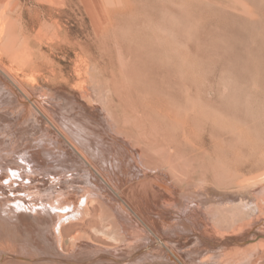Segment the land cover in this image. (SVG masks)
Wrapping results in <instances>:
<instances>
[{"label": "rangeland", "instance_id": "rangeland-1", "mask_svg": "<svg viewBox=\"0 0 264 264\" xmlns=\"http://www.w3.org/2000/svg\"><path fill=\"white\" fill-rule=\"evenodd\" d=\"M1 1L4 67L24 80L22 98L45 123L20 125L6 98L0 148L66 170L86 161L88 182L101 186L62 247L39 232L13 235L29 264H264V193L259 205L249 194L264 191V0ZM239 190L250 205L228 203ZM137 243L146 247L135 253Z\"/></svg>", "mask_w": 264, "mask_h": 264}, {"label": "bare ground", "instance_id": "bare-ground-1", "mask_svg": "<svg viewBox=\"0 0 264 264\" xmlns=\"http://www.w3.org/2000/svg\"><path fill=\"white\" fill-rule=\"evenodd\" d=\"M21 6V5H20ZM44 7V6H43ZM18 9V8H17ZM42 9V8H41ZM100 9V8H99ZM24 10V9H23ZM44 14L45 15H49V16H53L55 13V9L52 6L49 7H45L43 9ZM9 14V13H8ZM31 16L34 17V13L30 12ZM13 15V13L11 14V16ZM19 15V14H18ZM23 15V13H22ZM7 17V22L11 21L13 19V17ZM26 23V22H25ZM23 26V25H22ZM26 26V27H25ZM25 26H23L26 31L27 34L28 32H34L35 31V27L31 26L30 24H26ZM15 27V26H14ZM22 27V28H23ZM16 28V27H15ZM14 28V29H15ZM21 32V31H20ZM17 33V32H16ZM21 34V33H20ZM23 34V33H22ZM33 34V33H32ZM107 34V33H106ZM30 35V33H29ZM22 36V35H21ZM13 42V41H12ZM11 42V43H12ZM17 44V43H16ZM9 45V43H8ZM15 45V44H14ZM23 45V44H21ZM24 46V45H23ZM26 47V46H25ZM13 48V47H12ZM28 49V48H26ZM29 54L31 52L30 48L28 50ZM35 52V51H34ZM26 53V52H25ZM23 53V54H25ZM4 55V2L0 0V104L5 103L6 101L5 99L8 98L10 100V104L8 103L7 108L9 111V115H17L22 122H27L28 120H33L35 123H41L44 120L42 118L39 117V115L36 114V111L34 110V108L29 105V103L25 102L22 98V95L19 91V89H23L24 91H26L25 89L28 90L27 87H25V82H23L24 80L21 77H18L16 75H14L11 70H7V68L4 67V59L3 56ZM23 56V55H22ZM25 56V55H24ZM23 59V57H22ZM43 60V59H42ZM25 61V60H24ZM25 63V62H24ZM33 63V61H32ZM35 63V62H34ZM33 63V64H34ZM40 64V63H39ZM42 64V63H41ZM44 65V64H43ZM8 67V66H7ZM9 68V67H8ZM25 69V68H24ZM34 70V69H32ZM31 70V71H32ZM20 71V70H18ZM89 71V70H88ZM15 72V71H14ZM86 72V71H85ZM38 73V72H37ZM89 73V72H88ZM37 75V74H36ZM93 76V75H92ZM43 78V77H42ZM52 78V77H51ZM29 82V81H28ZM85 82V81H84ZM87 82V81H86ZM31 83V82H30ZM29 84V83H27ZM95 85V83H94ZM28 86V85H27ZM84 86V85H83ZM97 87V86H96ZM43 88V87H42ZM84 88V87H83ZM86 88V87H85ZM84 88V89H85ZM99 88V87H98ZM88 89V88H87ZM86 90V89H85ZM97 89H93V92L89 91V93L91 94L92 99H99L98 97V92L96 91ZM5 91V92H4ZM29 91V90H28ZM35 91V89H34ZM37 91V90H36ZM42 91V90H41ZM40 91V92H41ZM46 92V91H45ZM101 92V91H100ZM56 93V92H55ZM30 94H33L32 92H30ZM43 94V92H42ZM62 94V93H61ZM79 94V92H78ZM89 94V95H90ZM29 95V94H28ZM38 95V94H37ZM82 95V94H81ZM46 97V95H44ZM77 96V95H76ZM43 97V95H42ZM40 98L42 100L41 103H43L45 100H43L44 98ZM48 97V95H47ZM58 97V96H57ZM80 97V96H79ZM37 98V97H36ZM39 98V97H38ZM50 99H52L51 101L53 102L54 98H50V95L48 97V100L50 101ZM74 99V97H73ZM76 99V98H75ZM74 99V100H75ZM103 99V98H102ZM39 100V99H38ZM40 100V101H41ZM62 100V99H61ZM81 100V99H80ZM100 100V99H99ZM47 101V99H46ZM97 101V100H96ZM35 102V101H33ZM57 102V101H55ZM63 102V101H62ZM82 102V101H81ZM43 104H47L46 102ZM78 104V103H77ZM76 104V105H77ZM104 105V104H103ZM0 106H3L0 105ZM49 106V105H47ZM51 107L55 105H50ZM49 106V107H50ZM97 106V105H96ZM44 107V105H43ZM42 107V109H43ZM46 107V105H45ZM47 107V110L48 108ZM77 107H79L81 110L83 108H85V105L82 104H78ZM99 107V106H98ZM97 107V108H98ZM6 108V109H7ZM66 108V107H65ZM75 108V107H74ZM101 108V107H99ZM98 108V109H99ZM104 108L106 109V111H108V107L104 105ZM46 110V108H44ZM51 109V108H50ZM88 109V107L85 108V110ZM166 109V108H165ZM54 110V109H53ZM58 110V109H57ZM76 110V109H75ZM50 111V110H49ZM66 111V110H65ZM64 111V112H65ZM45 112V111H44ZM55 112V111H54ZM60 112V111H59ZM58 112V113H59ZM77 112V111H76ZM109 112V111H108ZM107 112V113H108ZM61 113V112H60ZM72 113V112H71ZM84 113V112H83ZM51 114V113H50ZM88 113L86 112L85 115H87ZM106 115V114H105ZM68 116V115H67ZM70 116V115H69ZM98 116V115H97ZM71 117V116H70ZM88 118V115L86 116ZM96 117V116H95ZM4 118V117H3ZM217 118V117H216ZM17 119V118H16ZM52 119V118H51ZM58 119V118H57ZM96 119V118H95ZM5 120V119H4ZM87 120V119H86ZM100 121V120H99ZM0 122H1V117H0ZM86 122V121H85ZM10 123V122H9ZM19 123V122H18ZM24 123V124H25ZM45 123V121H44ZM106 123V122H105ZM223 123V122H222ZM8 124V123H6ZM42 124V123H41ZM60 124V123H59ZM71 124V123H69ZM74 124V123H73ZM239 124V123H238ZM5 125V124H4ZM20 125H23L20 124ZM26 125V124H25ZM31 125V124H30ZM33 125V124H32ZM44 125V124H43ZM42 125V127H43ZM49 125V124H47ZM156 125V124H155ZM237 125V124H236ZM3 126V123H0V127ZM28 126V125H26ZM25 126V128H26ZM35 126V125H34ZM37 126V125H36ZM56 126V124H55ZM59 126V125H58ZM57 126V127H58ZM109 126H111L109 124ZM108 126V127H109ZM225 126V125H224ZM17 127V126H16ZM41 127V126H40ZM69 127V126H68ZM74 128V126H72ZM72 127H69L72 129ZM112 127V126H111ZM3 128V127H2ZM0 128V130L2 129ZM23 126L20 128L22 130ZM30 128V127H29ZM48 128V127H47ZM244 128V127H243ZM5 129V128H4ZM8 129V128H7ZM6 129V130H7ZM46 129V128H45ZM60 129V128H59ZM64 129V128H63ZM75 129H77L75 127ZM247 129V128H246ZM24 130V129H23ZM22 130V131H23ZM65 130V129H64ZM74 130V129H73ZM154 130V129H153ZM2 131V130H1ZM4 131V130H3ZM27 131V130H26ZM53 131V130H52ZM106 131V130H105ZM6 132V131H5ZM47 132V131H45ZM50 133V128L49 131ZM80 132V131H79ZM15 133V132H14ZM5 134V133H4ZM65 134V133H64ZM93 134V133H92ZM1 135V134H0ZM7 135V134H6ZM9 135H14V134H9ZM20 135L22 136V134L20 133ZM24 135V134H23ZM30 135V134H29ZM154 135V134H153ZM16 136V135H14ZM44 136V135H43ZM68 136V135H67ZM94 136V135H93ZM92 136V137H93ZM5 137V136H4ZM17 137V136H16ZM19 137V136H18ZM24 137V136H23ZM53 135L50 136V138L52 139ZM70 137V136H69ZM97 137V136H96ZM96 137H94L96 139ZM237 137V136H236ZM11 140L13 139L12 137H10ZM15 138V137H14ZM55 138V137H54ZM67 138V137H66ZM72 138V137H70ZM2 139V138H1ZM23 139V138H22ZM57 139V138H55ZM84 139V138H83ZM250 139V138H249ZM10 140V142H11ZM14 140V139H13ZM24 140V139H23ZM69 140V139H68ZM252 140V139H251ZM15 141V140H14ZM61 140H59L60 142ZM70 141V140H69ZM97 141H98V137H97ZM123 141V140H122ZM73 142V141H72ZM5 143V142H4ZM2 143V146H5V144ZM19 143V142H18ZM15 143L14 147L16 146ZM99 143V141L97 142ZM120 143V142H119ZM1 144V143H0ZM20 144V143H19ZM100 144V143H99ZM11 145V144H10ZM9 145V146H10ZM22 145V144H21ZM96 145V144H95ZM101 145V144H100ZM103 145V144H102ZM1 146V145H0ZM8 146V144L6 145V147ZM20 146V145H18ZM17 146V147H18ZM5 147V148H6ZM23 147V146H22ZM45 147V146H44ZM76 147V146H75ZM99 147V146H98ZM97 147V148H98ZM104 147V146H103ZM4 148V147H3ZM8 148V147H7ZM6 148V150H7ZM10 148H13V146L11 145ZM24 148V147H23ZM31 148V147H30ZM96 148V153L98 152V150ZM2 148H0V229H2L0 231V264H25L27 260V256L29 255H24L22 252L18 251L16 246L18 245V243L16 244L15 241V237L13 236L15 233H21L23 231H27V232H39L40 234L42 233V235L45 237L46 240H44V242H48V244L54 242L53 244L55 246L57 245V241L58 244L61 245L63 244V232L65 231V227L69 225L71 223H74L80 219L83 218L84 214H86L89 211V207H90V203L92 201V197L93 195H100L101 194V186L98 185L97 183H90L87 180L86 177V173H89L90 176L92 175V170L90 167L86 168L88 166V164H86L85 162H82V164H77L76 168L71 170L68 169L66 170L65 167L61 166V162L60 165L54 164H46L44 162H42L40 159L42 158L41 156H36L34 154H26L25 151L20 150V152L18 151V154L16 153L18 149L14 150L15 152L10 151V149H8L9 151H1ZM95 148H93L94 150ZM104 149V148H103ZM127 149V148H126ZM262 149V148H261ZM13 150V149H12ZM32 151V150H31ZM262 151V150H261ZM24 152V153H23ZM68 152V151H67ZM84 152V151H83ZM134 152V151H133ZM17 155H16V154ZM33 153V151H32ZM37 153V152H36ZM76 153V152H75ZM82 153V152H81ZM100 153V152H99ZM134 153H136L137 156L139 155V151H135ZM51 154V152H50ZM70 154V152H69ZM45 155V154H44ZM83 155V154H82ZM102 155V154H101ZM70 156V155H68ZM115 156H117L115 154ZM51 157V156H49ZM77 157V154H76ZM86 157V155H85ZM262 157V156H261ZM53 158V157H52ZM71 158V157H70ZM117 158V157H116ZM133 158V157H132ZM137 158V157H136ZM140 158V157H138ZM43 159V158H42ZM89 159L86 157V160ZM120 159V158H119ZM118 159V160H119ZM70 160V159H69ZM81 160V159H80ZM79 160V161H80ZM103 160V159H101ZM105 160V159H104ZM139 160V159H138ZM141 160V159H140ZM139 160V161H140ZM62 161V160H61ZM68 161V160H67ZM66 161V162H67ZM120 161V160H119ZM64 162V161H63ZM77 162V161H76ZM96 163V162H95ZM98 163V162H97ZM120 163V162H119ZM66 164V163H65ZM64 164V165H65ZM68 164H70L68 162ZM92 164V163H91ZM113 164V163H112ZM86 165V167H85ZM104 165V164H103ZM74 166V165H73ZM117 166V165H116ZM68 167V166H67ZM71 167V166H70ZM94 167V164H93ZM100 167V166H99ZM137 168V167H136ZM141 169V168H140ZM143 170V169H142ZM154 169H152L153 171ZM100 172V171H99ZM95 177H96V173ZM105 174V173H104ZM154 174V173H153ZM88 175V174H87ZM103 175V173H102ZM107 175V174H106ZM105 175V176H106ZM104 176V175H103ZM104 176V177H105ZM94 177V178H95ZM99 178V176H97ZM98 178H95L97 180H99ZM120 178V176H119ZM105 179V178H104ZM108 179V178H106ZM27 180V181H26ZM93 182L95 181L92 177ZM103 181V180H102ZM109 180H107L108 182ZM139 181V180H138ZM100 182V181H99ZM144 182V181H143ZM257 185V184H256ZM255 186V185H254ZM138 187V186H137ZM259 186H257L258 188ZM249 188V187H247ZM260 188V187H259ZM240 189V188H239ZM244 189V188H243ZM257 190V189H255ZM260 191H256V192H248L250 194V197H254L253 199H257L256 204H258V200L260 201V198L263 196L264 191H262L261 189H259ZM227 191V190H226ZM228 193L226 194H230V190L227 191ZM108 193V192H107ZM242 193V197H240V201H236L234 199V197L236 198L235 194H239ZM246 191L244 190H239V191H235L232 194H234L232 196V198L230 197V199H228V203L231 204H239V203H243L245 204H249V199H247V197H245ZM252 193V194H251ZM223 194V193H222ZM247 194V195H249ZM107 195V194H105ZM111 195V194H110ZM155 195V194H154ZM224 196V195H223ZM231 196V195H230ZM238 197V196H237ZM246 199H245V198ZM114 198V197H113ZM260 198V199H259ZM111 199V198H110ZM117 199V198H116ZM119 199V198H118ZM251 199V198H250ZM264 200V199H263ZM120 201V200H119ZM131 202V201H130ZM151 202V201H150ZM132 203V202H131ZM251 203V202H250ZM252 204L255 205V202ZM254 205H251L254 207ZM259 205V204H258ZM237 206V205H235ZM239 206V205H238ZM260 206L261 202H260ZM124 207V206H123ZM155 208V207H154ZM257 208V207H255ZM126 210V209H125ZM156 210V209H155ZM158 210V208H157ZM258 210V209H257ZM152 214V213H151ZM122 215V214H121ZM132 215V214H131ZM147 216V215H146ZM132 217V216H131ZM156 217V216H155ZM145 218V217H144ZM143 219V218H142ZM83 220V219H82ZM129 220V219H128ZM144 220V219H143ZM264 220V219H263ZM149 221V220H148ZM156 221V220H155ZM145 222V220H144ZM151 222V221H150ZM78 223V222H77ZM153 223V221H152ZM76 224V223H74ZM138 224V223H137ZM136 224V225H137ZM171 224V223H170ZM263 224V223H262ZM134 224H132L133 226ZM136 225L134 230H136ZM139 225V224H138ZM137 225V226H138ZM143 225V224H142ZM147 225V224H146ZM152 226V224H150ZM257 225V223H256ZM140 226V225H139ZM150 226V227H151ZM132 228V227H131ZM145 227H143L144 229ZM154 228V227H152ZM140 229H142L140 227ZM140 229H137L140 230ZM150 229V228H149ZM4 230L7 232L6 234H4ZM146 230V229H145ZM116 231V230H115ZM125 231V230H124ZM132 231V230H131ZM196 231V230H195ZM11 232V233H10ZM104 232H106L104 230ZM141 232V231H140ZM158 232V231H157ZM156 232V233H157ZM107 233V232H106ZM135 233V231H134ZM153 233V232H152ZM15 234V235H16ZM39 234V235H40ZM130 234V233H129ZM128 234V235H129ZM138 234V233H136ZM34 235V234H31ZM115 235V234H114ZM150 235V234H148ZM37 236V235H35ZM34 236V238H35ZM75 236V235H73ZM80 236V235H79ZM131 236V235H130ZM143 236V235H140ZM145 236V235H144ZM158 236V235H157ZM21 237V236H20ZM72 237V236H71ZM134 237V236H133ZM150 237V236H149ZM152 237H154V235H152ZM163 238V235H160V238ZM261 237V236H260ZM259 237V238H260ZM18 238V237H17ZM31 238V237H30ZM73 238V237H72ZM71 238V240H72ZM78 237H75V239H77ZM131 238V237H130ZM146 238V237H144ZM155 239L158 237H154ZM165 238V236H164ZM44 239V238H43ZM42 239V240H43ZM65 239V238H64ZM74 239V238H73ZM114 239V238H113ZM147 239V238H146ZM152 238H149V240ZM171 239V238H170ZM84 240V239H83ZM132 239H130L129 241H131ZM136 240V239H135ZM132 240V241H135ZM138 240V239H137ZM136 240V241H137ZM144 241H146L145 239H143ZM142 240V241H143ZM148 241L149 244H152V242L150 243ZM158 240V239H157ZM166 240V239H165ZM74 242V240H72ZM78 241V239L76 240ZM80 241V240H79ZM140 241V239L138 240ZM143 241V242H144ZM156 240H154L155 242ZM160 241V240H159ZM159 241H157L158 243H160ZM162 241V240H161ZM167 241V240H166ZM169 241V240H168ZM167 241V242H168ZM173 241V240H172ZM261 241V240H260ZM27 242V241H26ZM45 242V243H46ZM81 240L80 242H77L76 247H82L81 245L83 244ZM142 242V243H143ZM246 242V241H245ZM31 243V242H30ZM79 244H81L80 246H77ZM85 243V242H84ZM32 244V243H31ZM36 245L38 243H35ZM34 243L32 245H35ZM87 244V242H86ZM138 244V243H137ZM146 244V242H145ZM142 244V245H145ZM156 244V243H154ZM153 244V245H154ZM252 244V243H250ZM22 245V242H21ZM31 245V246H32ZM93 245V244H92ZM140 245V244H138ZM137 245V246H138ZM140 245V246H142ZM167 246V244H165ZM163 245V246H165ZM172 245V244H171ZM90 246V245H89ZM127 246V245H125ZM130 246V244H129ZM138 249L135 250V253L143 250L144 247L146 246H142ZM148 246V245H147ZM150 246V245H149ZM162 246V248H163ZM170 246V245H169ZM21 247V246H20ZM23 247V246H22ZM39 247V246H38ZM85 247V246H84ZM132 247V246H131ZM134 247V246H133ZM131 248L134 250V248ZM154 247V246H153ZM19 248V246H18ZM36 248V246H35ZM46 248V247H45ZM48 248V247H47ZM59 248V247H58ZM152 248V247H151ZM170 248V247H168ZM38 249V248H37ZM83 249V248H82ZM21 250V249H20ZM77 250V249H76ZM79 250V249H78ZM81 250V248H80ZM79 250V251H80ZM120 250V249H119ZM132 250V251H133ZM171 250V249H170ZM169 250V251H170ZM49 251V250H48ZM149 251V250H148ZM153 251V250H152ZM167 251V250H166ZM46 252V251H45ZM78 252V251H76ZM112 252V251H110ZM120 252V251H119ZM165 252V251H164ZM33 253V252H32ZM61 253V252H60ZM151 253V252H150ZM174 253V252H173ZM46 253H44L45 256ZM59 254V253H58ZM70 254V253H69ZM72 254V253H71ZM111 254V253H110ZM113 254V253H112ZM123 254V253H122ZM49 257L50 254H46ZM76 255V254H75ZM102 255V254H100ZM120 255V254H118ZM117 255V256H118ZM150 255V254H149ZM171 255V254H170ZM169 255V256H170ZM54 256V255H53ZM113 258H115L116 260H120V257H116L115 255H112ZM143 257V255H140ZM147 256V255H146ZM144 256V257H146ZM29 257V256H28ZM39 257V256H38ZM52 257V256H50ZM108 257V256H107ZM124 257V256H123ZM122 257V258H123ZM127 257V256H126ZM138 257V256H137ZM143 257V260H144ZM236 257V256H234ZM112 258V257H111ZM30 259H32L30 257ZM34 259V258H33ZM53 259H58V261H56L57 263L53 262V263H47L44 262L43 264H83L85 261L84 260H80V259H74V258H68V257H54ZM52 259V260H53ZM129 259V258H128ZM45 260H51V259H43ZM122 260V259H121ZM125 260V258H124ZM127 260V259H126ZM240 260V259H239ZM30 261V260H29ZM34 261V260H33ZM32 261V262H33ZM42 261V260H41ZM130 261V260H129ZM171 261V260H170ZM220 261V260H219ZM230 261V259H229ZM28 262V260H27ZM31 262V261H30ZM31 262V263H32ZM40 262V261H39ZM142 262V261H141ZM228 262V261H227ZM226 262V263H227ZM237 262V261H236ZM30 263V264H31ZM93 263V262H92ZM106 263V262H105ZM131 263H133L131 261ZM211 263V262H210ZM218 263V262H217ZM234 263V261H233ZM250 263V262H249ZM29 264V262L27 263ZM34 264V263H32ZM35 264H37L35 262ZM39 264V263H38ZM97 264V263H96ZM128 264V263H127ZM136 264V263H135ZM156 264V263H155ZM229 264V263H228ZM237 264V263H236Z\"/></svg>", "mask_w": 264, "mask_h": 264}]
</instances>
